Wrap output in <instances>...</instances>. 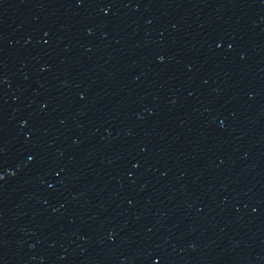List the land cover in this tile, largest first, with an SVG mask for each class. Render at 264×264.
<instances>
[{"label":"water","instance_id":"obj_1","mask_svg":"<svg viewBox=\"0 0 264 264\" xmlns=\"http://www.w3.org/2000/svg\"><path fill=\"white\" fill-rule=\"evenodd\" d=\"M79 264H264V0H109Z\"/></svg>","mask_w":264,"mask_h":264}]
</instances>
